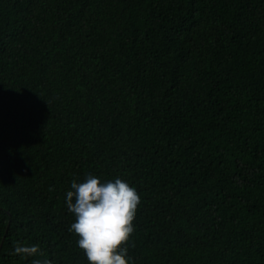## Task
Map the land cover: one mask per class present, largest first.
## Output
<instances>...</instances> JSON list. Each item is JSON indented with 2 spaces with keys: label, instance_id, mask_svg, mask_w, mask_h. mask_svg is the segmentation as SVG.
<instances>
[{
  "label": "trees",
  "instance_id": "obj_1",
  "mask_svg": "<svg viewBox=\"0 0 264 264\" xmlns=\"http://www.w3.org/2000/svg\"><path fill=\"white\" fill-rule=\"evenodd\" d=\"M89 175L140 197L129 264H264V0H0V264H89Z\"/></svg>",
  "mask_w": 264,
  "mask_h": 264
},
{
  "label": "clouds",
  "instance_id": "obj_2",
  "mask_svg": "<svg viewBox=\"0 0 264 264\" xmlns=\"http://www.w3.org/2000/svg\"><path fill=\"white\" fill-rule=\"evenodd\" d=\"M70 187L65 203L75 222L69 231L79 237L77 245L89 264H129L126 245L140 204L136 189L119 178L101 182L93 175L82 183L73 180ZM12 254L24 259L43 256L39 246L22 244ZM31 264L52 262L34 259Z\"/></svg>",
  "mask_w": 264,
  "mask_h": 264
},
{
  "label": "water",
  "instance_id": "obj_3",
  "mask_svg": "<svg viewBox=\"0 0 264 264\" xmlns=\"http://www.w3.org/2000/svg\"><path fill=\"white\" fill-rule=\"evenodd\" d=\"M1 248V247H0Z\"/></svg>",
  "mask_w": 264,
  "mask_h": 264
}]
</instances>
